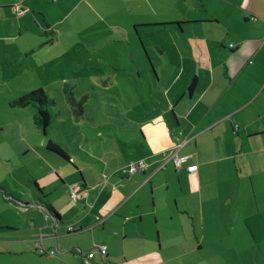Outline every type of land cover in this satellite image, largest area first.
<instances>
[{"label":"crops","instance_id":"0c3cea01","mask_svg":"<svg viewBox=\"0 0 264 264\" xmlns=\"http://www.w3.org/2000/svg\"><path fill=\"white\" fill-rule=\"evenodd\" d=\"M14 5L25 13L18 15ZM167 9L153 19L149 0H0L6 43L0 51V202L8 203L5 196L22 208L16 224L0 230L18 232L26 248L67 257L64 237L79 233L72 247L84 253L78 264L90 250L100 264V245L108 248L104 264H117L112 254L120 248H141L118 257L134 264H160L156 248L177 249L166 264H219L222 251L255 248L250 237L264 202V0H194L175 15ZM157 24L165 27L164 36L158 31L151 78L131 34L137 28L144 40V27ZM85 85V113L77 118L66 92L78 102L75 94ZM37 89L56 101L47 135L35 126L33 104L19 108L25 109L19 117L5 111ZM95 92L101 108L115 110L104 117L113 128L86 117ZM60 100L71 109L68 118L64 111L52 114ZM121 108L127 115L119 125ZM58 117L63 129L55 139ZM50 139L65 147L70 161L47 150ZM177 139L189 140L178 150L188 158L179 169L169 155ZM256 153L261 157L254 159ZM139 160L144 170L121 172ZM193 164L198 171L190 173L186 166ZM15 169H25L29 178L18 176L41 191L11 182ZM162 183L173 198L158 203ZM76 186L84 198L69 205ZM166 209L179 221L158 229ZM227 263L238 264L232 257Z\"/></svg>","mask_w":264,"mask_h":264},{"label":"rangeland","instance_id":"374dc122","mask_svg":"<svg viewBox=\"0 0 264 264\" xmlns=\"http://www.w3.org/2000/svg\"><path fill=\"white\" fill-rule=\"evenodd\" d=\"M191 3L194 2V0H149L150 3V7H151V13L148 15V17H151L153 19H161L162 18V14L160 13L161 10L169 8L167 10H174L172 11L171 14L175 15L177 14L179 11L184 10L185 8V4L189 5ZM4 9V8H3ZM4 11V10H3ZM14 14V13H13ZM14 16L16 17L17 15L14 14ZM88 19H92V16H89ZM165 26L164 25H148L145 26L144 31L142 32L144 35V39L143 40V36L140 33V31L135 28L133 29V34H131V38L132 40L135 42L134 43V47L138 50V52H140L143 55V59H144V64H145V69H147L149 76L156 78V73H155V67H154V63L152 60V53L155 55L156 53H154V49H156L157 53H160V51L156 48V41H158L159 39H162L161 35L158 33V31H160L163 36H164V31L161 30L163 29ZM145 32L148 34V36H145ZM84 35H88V33H84ZM122 34H120L121 36ZM119 36V37H120ZM6 45V43L4 41H0V51L4 48V46ZM148 47V48H147ZM120 79V78H119ZM144 79H149L148 76H144ZM136 80H140L143 82V80L140 78H138V76H136ZM125 81V80H124ZM127 81V80H126ZM97 91V90H96ZM84 92H89L86 85L82 87V89L80 91L76 92V96H78V100L80 101L81 98L83 97V93ZM27 93V92H26ZM70 92H66V95L69 94ZM25 93L21 94L24 95ZM92 94V92H91ZM53 96H55V93H52ZM65 95V94H64ZM98 93L95 92V94L92 95V101H90L89 107L86 109L87 110V115L86 117H88L89 119L93 118L95 119L96 123H101L103 125V129L106 130V127L110 128V127H114V124H110V122L108 124H106L104 122L106 116H108V114H113L115 115V110L109 106L106 105V107L104 105H102V108L98 105L99 102H103V101H96ZM90 96V94H89ZM83 99V98H82ZM91 106V109H90ZM9 112H8V111ZM25 109H19V108H8L5 109V111L8 113V116H15V117H19L20 115L22 116V111H24ZM29 111L32 113V111L29 109ZM67 112L65 113L64 117H69L71 114V109H68L66 107V101L65 100H60L59 104L55 107V109L52 110V114L54 115V112ZM94 111V112H91ZM12 113V114H11ZM127 112L124 108L118 109L117 110V124L121 125L124 123V121H126V116ZM56 117V116H54ZM53 133H54V137L55 139H60L61 138V132H62V126H60L59 123V117L56 118L53 122ZM106 126V127H105ZM91 127V125H89V128ZM90 129H94V128H90ZM92 148V146H91ZM254 157V159H257L259 157H261L260 153H256L255 155H252ZM20 159L17 160V163H19ZM25 160V159H24ZM18 174H20L21 176H24L26 178H29V174L25 169H19V170H14L13 171V177H10V181L11 182H19V183H23V185H27L29 184L31 187L33 185V182H31L30 180H26L24 181V179L20 178L18 176ZM28 182V183H27ZM34 186V185H33ZM171 190H168V187L162 183L160 188L158 189V203H161L159 200H166V199H170L173 198L172 194L170 193ZM241 197L243 199H245L247 197V194H243L241 192ZM261 198L264 199V193H262ZM4 199L6 202L8 203H4V202H0V225H7L9 226L10 224L14 225L16 223H14V220L16 218V213L17 212H21L22 213V208L21 206H17L13 203V201L11 199H8L7 197L4 196ZM38 199V198H37ZM37 200H31V202H36ZM72 201V200H71ZM32 204V203H31ZM75 205V202H71L69 203V205ZM78 205V204H77ZM260 209L261 211H259V213L261 214H257V219L254 221V224L256 225L255 227V237L251 236L250 240L253 242L255 248H233L232 249V253L229 254L227 252H223L222 250L224 249H220L221 255L217 257L218 259V263L219 264H228L227 261L229 260V257H232L234 259V261L238 264H264V202H260ZM240 212L242 213V208L240 207ZM256 212H258L256 210ZM166 213V214H164ZM162 214L165 217L164 220H162V225L160 228L158 229H162L165 230L167 229L169 226H172L173 224H175V222L179 221L178 218H175L174 221L170 220V215H169V210L166 209L162 210ZM63 221H67L66 218L62 219ZM98 221L99 223H101V218L98 217ZM69 226V225H68ZM67 226V229H68ZM60 227L63 229V225H60ZM65 227V226H64ZM158 230H155V232H157ZM20 233V232H19ZM79 234V233H78ZM78 234H70L68 236H65L64 238L70 242L66 243L67 248H65L66 250H68L66 253H69V255L67 257H63V254L65 253H61L59 252L58 255L55 258H49L47 256H43L40 255L38 253H36L34 251V248H26L25 246H27V244L25 243H20L18 241L20 236L18 235V232H10V231H6V230H0V264H78V255H82L84 253H82L81 248L75 247L72 248L73 246H78L77 244L74 243L75 239H73L74 237H77ZM84 235L79 236L82 240V243L87 242V244L93 245V240L91 237H86L83 238ZM250 236V235H249ZM17 237V238H16ZM157 235L155 233V239H156ZM17 240V242L14 243V241ZM150 249V248H148ZM157 252L160 255V264H166L168 262L169 256L173 255L176 253L177 249L176 248H172L173 252L172 253H167V249L168 248H163L162 251L159 248H156ZM186 248H180V250H185ZM80 250V251H79ZM126 251V252H125ZM124 252L126 255H129L131 257L135 256L137 253H141V248H120V250L116 253H113L112 256L118 260L117 264H134L133 261H121L118 259V257L122 258L124 257ZM138 255V254H137ZM135 264H141V263H135Z\"/></svg>","mask_w":264,"mask_h":264},{"label":"trees","instance_id":"16d2710c","mask_svg":"<svg viewBox=\"0 0 264 264\" xmlns=\"http://www.w3.org/2000/svg\"><path fill=\"white\" fill-rule=\"evenodd\" d=\"M195 82L196 81L194 80L189 88V91H192L194 89ZM67 101L73 107L77 115V118L82 117L83 114L85 113L83 107L85 98L77 102L75 98L72 96V94L69 93L67 94ZM55 103L56 101L53 98H51L44 90L37 89L34 91L27 92L24 95H21L12 103V106L18 108H24L33 104L36 108V114L34 115L35 126L37 130H41L43 134L47 135L48 127L51 123V114L49 112V106ZM46 148L47 150L61 157L62 159L66 161H70V155L61 143L50 139L46 145ZM34 185L35 187H37L38 191H41L37 184ZM48 210L51 213H55L52 210V208L48 207Z\"/></svg>","mask_w":264,"mask_h":264},{"label":"built area","instance_id":"2783aa9c","mask_svg":"<svg viewBox=\"0 0 264 264\" xmlns=\"http://www.w3.org/2000/svg\"><path fill=\"white\" fill-rule=\"evenodd\" d=\"M13 9L15 12L18 13V15H23L25 13V10L20 6V5H14ZM231 47H234L233 45H230ZM179 139H177V144L174 148V150L169 154L171 156V159L173 160L174 165L176 168H182L184 165L187 163L188 158L187 157H181L178 155V150L185 144L189 143L188 139L183 140V142H178ZM146 168V162L145 160H139L135 163L129 164L128 166L122 168V173L123 174H135L138 173ZM186 170L190 173H194L198 171V165L193 164V165H187ZM82 189L79 187H73L70 192V196L72 201L78 202L79 200H82L84 198L83 192L81 191ZM47 213V211H46ZM49 213H47V216ZM69 232L75 231V228L71 225L68 227ZM80 251V250H79ZM98 251L101 254L100 258V264H104L106 260V254L108 251V248L106 245H100L98 246ZM38 252L41 255H45L47 257H56L58 255L56 250H46L43 247L38 248ZM82 252V251H81ZM96 258V252L94 250H90L86 256H84L82 264H95L94 259Z\"/></svg>","mask_w":264,"mask_h":264}]
</instances>
